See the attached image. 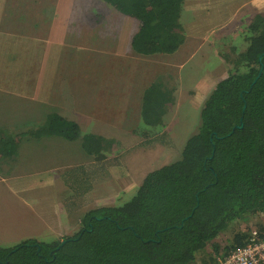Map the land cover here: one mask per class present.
Listing matches in <instances>:
<instances>
[{
    "label": "trees",
    "instance_id": "trees-1",
    "mask_svg": "<svg viewBox=\"0 0 264 264\" xmlns=\"http://www.w3.org/2000/svg\"><path fill=\"white\" fill-rule=\"evenodd\" d=\"M100 1L137 23L130 39L136 55L167 57L184 43L185 0ZM239 32L238 44L223 41L218 56L230 66L227 77L203 102L199 128L176 161L147 173L121 205L87 211L72 236L0 245V264H197L210 245L217 257L249 243L250 228L241 226L264 216V12L243 20ZM143 94L142 122L153 130L141 137L163 139L161 117L171 92L155 83ZM44 122L34 133L0 131V156L13 154L23 135L79 143L91 162L113 148L114 139L82 133L57 110ZM255 228L264 233L263 225ZM228 231L232 241L221 250L213 242Z\"/></svg>",
    "mask_w": 264,
    "mask_h": 264
},
{
    "label": "crops",
    "instance_id": "crops-1",
    "mask_svg": "<svg viewBox=\"0 0 264 264\" xmlns=\"http://www.w3.org/2000/svg\"><path fill=\"white\" fill-rule=\"evenodd\" d=\"M214 1L202 13L182 12L185 39L174 54L143 57L130 47L131 36L137 32L134 20L115 14L100 0H0V44L8 47L5 59H0V98L5 99V105L0 103V131L9 130L12 135L34 133L57 110L76 122L82 133L91 132L108 140L114 139L113 131L126 133L125 141L137 133L141 137L153 130L143 125L141 106L143 93L155 82L158 71L163 75L158 84L173 98L171 104L164 105L167 120L161 124L164 131L175 128L179 137L186 135L187 141L203 102L230 69L218 56L227 45L223 41L236 34L232 29L237 25L242 29L243 20L264 12V0ZM112 16L135 25L122 26L116 24L118 20L111 24ZM91 52L103 58H97L98 68L88 77L86 54ZM194 59L196 62L190 64ZM116 60L122 62L115 64ZM159 64L173 73L165 76ZM137 65L144 70V84L139 87L140 94H128V69ZM102 67L114 71L104 77ZM122 77L125 85L120 82ZM167 77L173 79L171 88L163 83ZM83 81V90L91 93L94 103L85 101L83 94L70 93L79 90L76 87L81 88ZM10 85L16 90H9ZM59 94H64L63 102ZM51 96L57 98L56 106L50 104ZM11 111L22 114H17L15 123ZM3 119L6 122L2 123ZM4 154L1 151L0 242L37 240L38 231L45 226L55 231L60 223L57 210H66L67 202L75 196L68 176L81 179L77 173L82 166L74 164L87 165L91 160L79 143L44 136L23 135L14 153Z\"/></svg>",
    "mask_w": 264,
    "mask_h": 264
},
{
    "label": "rangeland",
    "instance_id": "rangeland-1",
    "mask_svg": "<svg viewBox=\"0 0 264 264\" xmlns=\"http://www.w3.org/2000/svg\"><path fill=\"white\" fill-rule=\"evenodd\" d=\"M211 2L213 6L215 3L214 0H186L187 4H185L183 8L184 10L183 12L184 14H188V15L189 12H195V11L197 13H202L205 10L204 7H207ZM27 5L28 3L26 2L24 7H26ZM20 10L21 9H19L17 12H19ZM102 10L103 11L105 10V5H103ZM115 14L122 16L117 12H115ZM114 20H118V18L112 16L110 23L111 24L114 23ZM121 20H118L119 22H117L116 24L121 23L123 26L124 22H121ZM124 24H131L132 26H134L133 23H131L128 19H125ZM229 28L230 26L226 30H228ZM239 30L240 28L238 27V25L232 29V32H234L233 34L235 33L236 34L232 36L231 39L236 44L239 43V39H238ZM223 31L224 30H222V32ZM6 46L7 44H5V46L0 44V59H5L7 53L6 48H8ZM99 57L103 58L102 55L97 56V54L93 52L86 54L87 63L89 65L88 77H91V75L95 74V68L96 67L98 68V63H99L97 61V58ZM212 60L213 58L209 57L208 61L212 62ZM117 62H122V60H116L115 64H120ZM192 62L195 63L196 62L195 59L194 61H191L190 64H193ZM160 66L161 68L159 69L164 70L163 72H165V76L171 75L170 73H173L172 71L165 68L164 65L163 66L160 65ZM228 68H230V66H228ZM102 69L104 71V77H107L109 74H111L114 71L113 68L102 67ZM224 70L225 71L228 70L227 66L224 67ZM128 72L131 75V76L130 75L127 76L129 86H131V90L128 92V94H140L139 87H141L144 84L143 68L137 65L135 67H130L128 69ZM155 73H156L155 82L151 83L149 86L155 83H162L161 80L163 79L162 78L163 75L159 74L158 71H156ZM120 82L123 85H125L126 84L125 78L122 77L120 79ZM163 83L166 87L169 88H171L174 84L173 79H170L169 77L165 78L163 80ZM81 85H82L81 88L76 87L79 90H75V91L71 90L70 93L73 92V93L83 94V98L85 101H87L88 103H94L93 98L91 97V93L88 92L87 90H83L84 88L83 86L85 85L84 81L83 83H81ZM9 87L12 88L9 89L11 91L16 90L15 86L12 87V85H10ZM59 95L63 102L64 94H59ZM4 100L5 99L0 98V103L2 105H5ZM57 103H58L57 98L51 96L50 104L56 106ZM17 114L22 115L16 111H11L9 114L10 118L14 120V123L17 122L18 119ZM166 120L167 117L165 116L164 113L163 116L161 117V122L163 123ZM193 121H195V119H193ZM3 122L6 121L3 119L2 123ZM198 124H199V119L198 122L191 125L192 128L191 127L189 128V132L191 133L195 132L199 128ZM174 129L173 131L170 130L165 131V135L163 136L164 137L163 139L162 137H158L154 141H152L153 139H149L148 141H145L142 137L139 136L140 133H137L136 136L134 135V137H130V140L125 141V136H128L126 133L119 135L118 134L119 132H114V131L111 132V136L114 135L113 136L114 144L112 151L106 155L104 160L100 162H89L87 165L86 163L74 164L75 166L77 165L82 166L81 172L77 173L80 175L79 177H81V179H78L76 177H71L70 179L69 176L67 175L69 181H71L72 183L71 189L72 190L75 189L74 192L76 199L67 202L68 208L66 210H60V211L57 210L56 220L60 223H57L58 226L55 228V231L49 230L54 228H48L47 226H45V228L38 231L37 240L44 242H51L54 239H59L60 241L61 238L63 237L72 236L81 227L80 220L83 214H85L87 211L101 206L102 207L118 206L124 203L125 201H127L128 199H130L131 196L135 193L136 188L139 187L142 179L147 173L159 168L161 164H165V163L167 164L171 161H176L178 159L177 158L178 155H176V151L177 149H180L182 144L184 145L186 141V135L179 137V132ZM186 132L187 131H185V133ZM141 135H143V133ZM165 140L167 141V144L161 145L160 143L164 142ZM115 141L118 142V144H116ZM84 169H86V171H84ZM86 185H88L89 187H87ZM63 207L65 208V205H63ZM256 225L264 226V216L260 215L254 218L253 221L251 220V222L245 223L243 226H241V229L249 227L250 231L256 230L255 228ZM236 230L238 229L236 228ZM232 238H233V232L228 231L223 235H221L219 238H217L216 241H214L213 243H216L222 250L226 246H229V244L232 241ZM0 243L5 244L3 246H7V247H12L17 244L12 242H0ZM212 246L213 245H210L208 247L207 259L202 262L198 260L197 261L198 263L196 262L197 264L215 263V258H217L218 256L216 257V254L213 253Z\"/></svg>",
    "mask_w": 264,
    "mask_h": 264
},
{
    "label": "built area",
    "instance_id": "built-area-1",
    "mask_svg": "<svg viewBox=\"0 0 264 264\" xmlns=\"http://www.w3.org/2000/svg\"><path fill=\"white\" fill-rule=\"evenodd\" d=\"M215 264H264V233L250 231V242L226 255L218 256Z\"/></svg>",
    "mask_w": 264,
    "mask_h": 264
},
{
    "label": "water",
    "instance_id": "water-1",
    "mask_svg": "<svg viewBox=\"0 0 264 264\" xmlns=\"http://www.w3.org/2000/svg\"><path fill=\"white\" fill-rule=\"evenodd\" d=\"M64 242H61V245L63 244Z\"/></svg>",
    "mask_w": 264,
    "mask_h": 264
},
{
    "label": "clouds",
    "instance_id": "clouds-1",
    "mask_svg": "<svg viewBox=\"0 0 264 264\" xmlns=\"http://www.w3.org/2000/svg\"><path fill=\"white\" fill-rule=\"evenodd\" d=\"M217 259V258H216ZM215 263H216V260H215Z\"/></svg>",
    "mask_w": 264,
    "mask_h": 264
}]
</instances>
